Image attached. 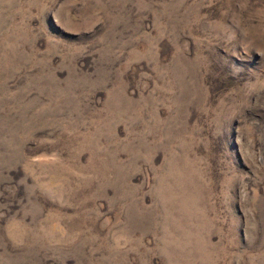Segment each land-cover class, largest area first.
<instances>
[{
    "label": "rangeland",
    "instance_id": "1",
    "mask_svg": "<svg viewBox=\"0 0 264 264\" xmlns=\"http://www.w3.org/2000/svg\"><path fill=\"white\" fill-rule=\"evenodd\" d=\"M0 264H264V0H0Z\"/></svg>",
    "mask_w": 264,
    "mask_h": 264
}]
</instances>
